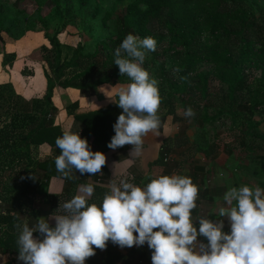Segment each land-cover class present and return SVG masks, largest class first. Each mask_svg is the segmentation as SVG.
<instances>
[{"label":"rangeland","instance_id":"rangeland-1","mask_svg":"<svg viewBox=\"0 0 264 264\" xmlns=\"http://www.w3.org/2000/svg\"><path fill=\"white\" fill-rule=\"evenodd\" d=\"M127 3L128 1L89 0L86 6L80 7L78 0H59L60 7L57 9L52 0H0V35L3 38V44H0V88L8 84L11 86L10 92H14L12 101L0 100V128H8V134H13L12 142L29 125L28 122L22 125L14 123L13 105L16 96L22 99L17 103L24 111L35 114L36 106L45 94L44 73L45 70L49 72L45 59L51 53L48 39H57L61 45L62 57L71 54L78 45L83 46L84 53L92 54L104 39L116 40L119 47L129 33L136 35L133 29L122 31ZM108 12L112 13V17L104 24L103 18ZM244 15L248 16L246 20L242 19ZM187 17L188 26L196 25L200 30L198 44L216 49L219 52L218 61L202 62L194 67L186 65L180 70V65L185 63L183 54L166 51L169 35L163 22L150 20L148 27L157 41V49L147 54L142 67L158 80L160 96L167 101L166 108H172L174 113L166 116L174 133L171 143L163 146L170 153L171 159L162 164L180 172H195V178L200 177L199 180L204 176L201 171L207 174L210 170L204 169L205 166L222 168L224 164H230L232 170L243 169V172L250 174L258 182L259 187L264 188V0H234V3L230 0H189ZM162 18H165V13ZM214 18L225 21L228 32L219 30L211 34L210 21ZM240 30L243 31L242 37L234 35ZM245 38L253 50L249 61L252 63L244 67L248 88L232 107L238 113L231 116L226 98L227 84L223 81L221 65L226 55L239 54L242 39ZM112 49V46L105 49L106 54H113ZM197 51L195 48L191 52L195 54ZM102 60L104 56L99 54L96 61ZM179 74H203L207 77L209 98L202 101L205 110L191 105V99H187L186 95L174 94L167 86L166 79ZM122 81L119 84L131 82L124 79ZM125 87L124 85L123 88ZM3 91L8 96L9 91ZM62 93V99L68 107L60 105V98L54 99L58 109H51L47 125L65 131L73 128L75 109L72 106L79 104L80 95L70 90ZM91 93L80 92L86 96L93 94ZM89 102L91 99L87 98V102L82 103L83 110L93 109V103L89 105ZM195 102L199 103L198 100ZM189 106L196 112V116L191 119L183 115ZM166 108L160 105L159 112L166 113ZM205 112L216 118L205 122L200 128L195 120L201 119ZM14 147L4 151L0 149V214L5 212L6 202H10L7 198L12 200L16 196L17 189L13 190V185H23L21 178H17V173L27 163L16 162L17 159L7 153L9 150L12 152ZM208 150L212 151L206 156ZM197 168L201 171L196 170ZM69 185L73 187V183ZM47 189L48 184L46 193ZM4 190L8 194L2 193ZM67 195L69 196L68 193ZM4 197H7L5 201ZM44 197L47 199L48 194ZM31 206L25 204L24 208L37 220L38 209L34 202ZM24 223L27 220L22 225ZM34 234L39 237V233ZM0 264H15V261L10 254L0 253Z\"/></svg>","mask_w":264,"mask_h":264},{"label":"clouds","instance_id":"clouds-1","mask_svg":"<svg viewBox=\"0 0 264 264\" xmlns=\"http://www.w3.org/2000/svg\"><path fill=\"white\" fill-rule=\"evenodd\" d=\"M156 49L155 38L129 33L114 53L121 76L131 82L119 90L115 103L122 112L107 146L115 150L132 145L129 166L142 155L144 138L161 134L159 82L142 67L147 54ZM183 115L191 119L196 112L189 106ZM55 144L60 150L56 170L68 180L77 172L95 176L106 164V155L93 152L80 132L65 130ZM95 187L92 182L80 185L78 194L59 206L65 214L40 217L33 227L17 225V259L23 264H85L110 240L121 248L147 243L152 264H264V188L231 187L213 213L219 219L213 221L209 216L194 218L200 189L188 176L161 175L143 188L112 179L99 206L89 204ZM224 218L230 232L223 230Z\"/></svg>","mask_w":264,"mask_h":264},{"label":"trees","instance_id":"trees-1","mask_svg":"<svg viewBox=\"0 0 264 264\" xmlns=\"http://www.w3.org/2000/svg\"><path fill=\"white\" fill-rule=\"evenodd\" d=\"M57 9H59V0H52ZM118 2H127L124 9V16L122 22V31L126 29H133L136 35L143 39L145 37H152L151 30L148 27L151 19L163 22V27L169 35L166 51L180 52L185 58V63L180 65L182 67L189 65L190 67L197 66L202 62L218 61L217 56L219 52L209 46H200L198 41L201 38L200 30L196 25L189 27L186 22L189 20L188 2L189 0H117ZM89 0H78L79 6L84 7ZM234 3V0H230ZM165 13V18L162 14ZM112 17V13L108 12L103 18V23ZM248 18L243 16V20ZM226 22L218 18L210 21V32L215 34L219 30L228 32ZM233 32V31H232ZM243 31L234 34L242 37ZM242 46L239 54L234 56L232 54L226 55L221 65L223 73V81L227 84L226 98L229 101L228 112L231 116H235L238 112L232 107L238 99L241 98L242 93L248 88V79L245 74L244 67L252 62L250 57L253 55V50L250 48L247 38L242 39ZM51 46L50 56L46 58V64L49 72L45 70L44 77L46 80L45 94L42 100L38 103L35 114L23 110L17 102H21L20 96H16V102L13 105L14 123L25 124V131L19 134L12 142L13 134H8L5 128H0V149L7 150L11 146H15L7 153H11L12 158L16 162L25 161L27 164L21 172L17 173V178L23 181L22 186L13 185V190H16V196L6 202L5 212L0 214V253L10 254L16 264H23L17 259L18 246L17 239L20 229L17 225H22L24 220H27L29 227L36 225L37 220L24 207L25 204L31 206L36 198L45 196L46 186L49 181L48 174L57 171L55 167V158L60 154V150L55 144L56 138L62 136L63 132L58 127L47 125L50 111L53 109L52 99L56 90L75 89L80 92H93L99 86L104 84L115 85L123 83L124 80H130L127 75L120 74L119 68L114 64L115 49L118 47L116 40L104 39L95 48L92 54L84 53L83 46L78 45L71 54L62 57L61 45L56 38H49ZM0 44H3V38L0 35ZM112 46L110 56L106 54L105 49ZM198 51L192 54L193 49ZM99 54L104 56L101 62L96 61ZM13 57V56H11ZM218 63V62H217ZM262 78L264 79V70L262 71ZM167 86L173 90L174 94L181 96L186 95L187 99H191V105H196L197 108H205L202 106V101L209 98L208 94V79L203 74L196 76H187L179 74L170 79H166ZM10 85H5L0 88V100H11L14 92H10ZM9 91L8 96L4 95V91ZM172 99V98H167ZM195 100L199 103L196 104ZM194 101V102H193ZM167 101L162 100L161 106L166 108ZM189 105V104H188ZM77 104L72 106L76 109ZM122 110L116 103H111L96 111L88 112L86 114L74 115V120L80 124L81 138H86L91 147L95 151L105 152L109 149L107 146L111 138L115 135L113 125L116 123L118 116ZM172 108H166V113H158L161 118V129L164 125L166 116L173 115ZM215 116H208L206 112L201 119H196L198 127H203L205 122L215 120ZM47 144L52 148L53 157L45 160H38L34 149L37 146ZM212 151V150H211ZM206 151V156L211 153ZM165 149H161V157ZM19 164V163H18ZM98 190V188H96ZM2 193L8 194L4 190ZM28 207V206H27ZM32 207V206H31ZM31 211V210H30Z\"/></svg>","mask_w":264,"mask_h":264},{"label":"crops","instance_id":"crops-1","mask_svg":"<svg viewBox=\"0 0 264 264\" xmlns=\"http://www.w3.org/2000/svg\"><path fill=\"white\" fill-rule=\"evenodd\" d=\"M124 85L127 87L128 84H104L94 90L92 92L93 94L91 93L92 95L88 96H86V94H80V91L75 89L56 90L52 99L53 107L58 109V106H56L54 101L57 97L62 100L60 105L67 106L62 99V92L70 90L77 93L78 96L80 95L79 104L77 103L74 115L96 111L104 108L108 104L118 102L119 90L123 88ZM87 98L91 99L89 105L93 103V109L89 108V110H83L82 103H85V101L87 102ZM167 118L168 117H166L165 121ZM169 124L170 123L167 121L164 123L160 130V136L149 133L144 138L142 155L135 158L131 166L128 165L127 160L131 159L129 154L133 146L125 145L115 150L109 148L107 151L103 152L106 155V164L101 170L102 174L97 173L95 176H90V174L87 173L81 175L77 172L75 179L68 180L57 171L50 172L48 174L49 181L47 189L48 198L50 200L42 196L36 198L34 201L35 208L38 209V219L40 217L47 218L53 213L55 215L65 214L62 207L59 208V206H62L65 202L76 196L78 194L79 186L88 182H92L96 185L94 195L89 200V204L95 203L99 206L102 204L105 194L109 192L108 185L109 181L112 179L117 183L122 179H126L143 188L152 179L161 175L178 174L188 176L191 177L193 183L198 185L200 189L197 208L193 211L194 218L198 216H209V219L213 221L217 218L219 219V217L213 213L218 212V209L222 206V197L228 189L231 187L239 188L245 184L258 186V182H256L250 174L243 172V169L241 168L232 170L230 164H224L222 168L205 166L204 169H210L207 171V174H203L200 168H197L196 170H200L201 174L204 175L202 180H199L200 177L195 178V176H197L195 172H180L178 169L167 167L166 164L163 165L162 159L160 160L161 149L163 146L165 147L169 144L174 133L173 126ZM70 131L73 133H79L81 131L80 124L74 119L73 128H71ZM91 150L95 152L94 147H91ZM34 153L40 161L53 157L52 148L47 144L37 146V148L34 149ZM42 155H45V157H42ZM114 171L116 173L115 176ZM70 183H73V187L69 185ZM96 188H98V190H96ZM49 223L52 226L55 225L54 220H49ZM223 230L225 232H230V225L227 218H224ZM33 235L38 237L37 234ZM199 239L206 243L205 238L200 237ZM151 251L152 250L149 249L147 243L143 246L121 248L119 245H116L109 240L106 249H95L96 254L86 259L85 264H152Z\"/></svg>","mask_w":264,"mask_h":264},{"label":"built area","instance_id":"built-area-1","mask_svg":"<svg viewBox=\"0 0 264 264\" xmlns=\"http://www.w3.org/2000/svg\"><path fill=\"white\" fill-rule=\"evenodd\" d=\"M171 159V155L170 153H168L167 151H165L163 154H162V162L163 163H168Z\"/></svg>","mask_w":264,"mask_h":264}]
</instances>
